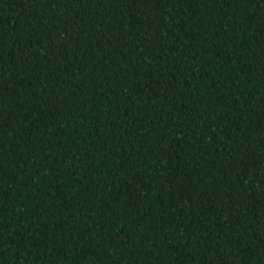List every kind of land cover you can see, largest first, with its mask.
Listing matches in <instances>:
<instances>
[{"label": "trees", "instance_id": "16d2710c", "mask_svg": "<svg viewBox=\"0 0 264 264\" xmlns=\"http://www.w3.org/2000/svg\"><path fill=\"white\" fill-rule=\"evenodd\" d=\"M0 264H264V0H0Z\"/></svg>", "mask_w": 264, "mask_h": 264}]
</instances>
